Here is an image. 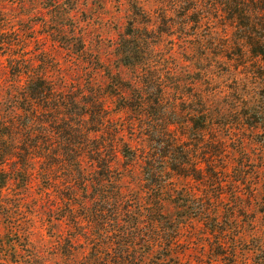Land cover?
<instances>
[{"label": "trees", "instance_id": "trees-1", "mask_svg": "<svg viewBox=\"0 0 264 264\" xmlns=\"http://www.w3.org/2000/svg\"><path fill=\"white\" fill-rule=\"evenodd\" d=\"M216 5L223 14L218 20L223 29H233V42L222 46L229 55L222 53V59L232 61L233 70L240 69L252 83L259 81L258 99L252 106L241 99L239 92H244L246 86L240 85L238 92L236 80L229 87V97L240 102L239 111L221 115L216 107L213 118L212 113L205 111L201 99L190 103L195 108L180 109L179 105L185 104L181 97L178 112L165 111L164 90L151 75L144 78L143 97L136 91L127 92L131 85L118 77L105 89L73 86L75 90L58 93H53L47 80L36 77L27 85V99L19 105L27 115L18 116L15 121L9 118L7 122L0 116V191L12 180L22 184V190H28L29 169L45 172L48 179L41 176V180L48 184L43 194L49 196L50 210L60 205L56 219L75 230L68 231L59 245L62 256L70 257L83 247L72 243L76 235H81L91 245L86 259L93 264H144V253L150 250L146 238L155 241L159 237L163 245L149 264H156L162 258H166V264H180L184 250L179 247L188 236L194 235V227L199 223L204 231L201 235L212 237L213 255L224 257L222 264H234L227 255L233 250L222 247L219 240L225 228L234 225L231 218L245 216L248 213L245 209L256 199L252 185L246 180L253 165L241 145L244 139L264 145V67L261 66L264 65V3L214 0L213 6ZM213 14L216 18V13ZM3 25H0V42H11L3 36ZM126 47L119 54L120 60L125 67H134L142 61L143 54L134 40H129ZM9 67L12 75L19 71L11 63ZM229 97L220 103L229 104ZM106 101L114 103L111 110ZM229 108H235V104H229ZM122 112L128 113L123 122L119 119ZM141 112L147 127L136 133V140L144 141L145 147L133 150L123 142L120 133L123 130L131 138L130 121ZM186 112L193 115L185 116ZM31 120L33 124L29 128ZM173 122L180 125L178 130ZM228 124L237 129L244 127L247 132L227 144L224 137L228 134ZM253 132L257 135L253 136ZM230 150L237 155L231 157ZM117 153L124 169L133 161L143 160L140 165L143 190L126 191L121 187L122 173L112 166L118 162ZM6 159L12 177L3 170ZM165 160L168 169L163 173ZM258 179L254 177L253 182ZM236 192L244 194L243 207L239 206L241 197ZM259 197L264 204V194ZM214 202L223 207H217L218 216H208L207 209ZM168 203L176 208L175 218L164 213ZM0 210H4L3 201ZM251 219L254 217L245 222ZM78 225L88 228L89 234ZM253 241L255 246L259 242ZM105 245H110L112 251L102 247ZM98 250L102 258L97 256ZM171 259L175 261L168 263ZM262 262L264 255L256 264Z\"/></svg>", "mask_w": 264, "mask_h": 264}, {"label": "clouds", "instance_id": "clouds-1", "mask_svg": "<svg viewBox=\"0 0 264 264\" xmlns=\"http://www.w3.org/2000/svg\"><path fill=\"white\" fill-rule=\"evenodd\" d=\"M193 2L194 7L188 8L183 15H180L183 0H79L74 8L66 4L65 0H52V3L47 6L44 0H40V3L36 5L11 4L6 9L8 18L2 32L3 34L15 33V39L11 42H0V116H3L7 122L9 118L15 121L16 117L27 115L19 105L23 99H27L25 91L27 85L36 77L47 80L52 85L53 93H58L75 90L73 86L81 89H86L89 85L102 87L109 82L106 72L110 76L119 74L131 85L127 92L136 91L142 97L146 95L144 78L151 75V79L164 90L162 103L166 104L165 111L178 112L181 97L184 103L195 102L194 95L185 94L186 87H191L192 92L199 95L205 111L212 113L213 118H215L213 109L216 107H219L221 115L239 111L240 102L230 99V89L225 86L233 79L238 82V92L240 85L246 86L245 91L239 92V95L242 100L248 101L249 106H252L258 99L256 90L260 86L259 81L252 83L250 77L245 78L239 70H232V61L223 60L222 54L214 56L212 52V49L221 47L220 41L226 40L230 43L233 29L222 30L219 26L218 20L223 14L218 5L214 7L209 0H193ZM81 12L88 14V19L83 24L80 23ZM196 12L200 13L199 25L193 30V24L189 18ZM213 13H216V18H213ZM32 17H41V19L39 22L31 23L28 29L21 31L17 21L27 23ZM69 19L75 23V32L71 34L67 30ZM162 19L166 21L167 32L160 31ZM130 21L138 30L139 34L135 39L143 52V59L134 67H125L119 64L120 57L116 53L121 47L122 40L132 39L125 31ZM61 37L65 39L61 40ZM73 37L83 41V46L78 52L74 51L72 44L67 42ZM208 41H211V47L208 46ZM197 49H200L203 55H199ZM244 51L247 53L246 48ZM10 63L19 68L14 75L10 74ZM217 63L227 65L228 72L219 73ZM261 66L264 67V65ZM195 72H199L202 79L190 83L186 77H190ZM205 80L219 87L214 91H205ZM21 93H24V96ZM225 97H229V104L234 103L235 108H229V104L220 103ZM106 103L111 110L114 103L111 101ZM34 110L36 111L35 106ZM126 115H128L127 112L121 113L119 117L121 122ZM184 115L189 116L193 113L186 112ZM145 121L143 112L130 121L133 129L131 138L121 130L120 137L123 138V142L131 145L133 150L145 147L136 140V133L142 132L147 127ZM173 123L178 130L180 125ZM32 124L33 120L29 122L28 127L30 128ZM182 126L184 127V124ZM226 129L228 134L224 139L227 144L236 141L240 133L247 132L246 128L237 129L231 124L226 125ZM212 130L215 131V128L213 127ZM252 135H257V132H253ZM241 146L253 165L252 172L246 180L252 185V191L258 200L259 196L264 194V188H262L264 186V145L244 139ZM230 153L231 157L237 155L235 151L230 150ZM120 159L117 153V161ZM8 162L6 159L3 165L5 172L8 171ZM163 163V173H166L167 161ZM141 164L143 160H136L127 169H121L119 183L127 184L132 179L131 188L135 190L139 183ZM112 166L119 168L117 162H114ZM29 174L31 180L27 184L28 191L23 197L13 195L12 181H9L0 191V197L3 200L19 201L17 208H13L12 203H3V207L9 209V218L14 223L0 227V237L6 232L9 236L15 235L19 239L12 240L10 244L0 243V264H36L37 261L39 264H93L92 260L86 259L91 245L81 235H76L72 239L74 245H83L79 251L73 252L70 257L60 254L58 248L67 232L75 230L59 227V229L53 228L51 235L48 234V229L58 224L57 219L53 215L49 222L43 219V213L37 211L41 206L47 205L43 197L45 186L41 183V176H46L47 179L48 176L36 168H30ZM85 175L87 176L88 173ZM256 176L259 177L258 182H253ZM33 187L35 192L32 191ZM236 195L241 197L239 206L243 207L244 194L236 192ZM33 200L36 203L30 214L25 210L24 205ZM217 207L222 208L223 204L219 202L211 204L206 214L218 216ZM245 210L250 213L255 212L256 201L254 200L252 206ZM50 211L54 214L59 212L60 205ZM261 215L257 212L254 219L245 223L241 222V218L234 216L230 220V223L235 221L234 225L226 227L220 234L222 239L219 243L222 247L233 250L227 255L232 258L234 264H253L254 258L264 255V222L261 220ZM78 226L84 228L85 234H89L88 228ZM91 238L95 239V237ZM211 239L210 235L207 240L211 242ZM253 240L259 241L255 247L251 243ZM146 243L150 245V250L144 253L143 260L144 264H149L160 250L163 241L159 237L155 241L146 238ZM205 245L208 247L207 243H201V247ZM102 247L108 252L112 251L110 245ZM13 255L15 260L12 259ZM97 256L102 258L100 250L97 251ZM224 259L221 256H214L210 260L211 264H222ZM156 264H166V258L158 260Z\"/></svg>", "mask_w": 264, "mask_h": 264}, {"label": "rangeland", "instance_id": "rangeland-1", "mask_svg": "<svg viewBox=\"0 0 264 264\" xmlns=\"http://www.w3.org/2000/svg\"><path fill=\"white\" fill-rule=\"evenodd\" d=\"M44 2H45V5L47 6V5H50L52 3V0H44ZM78 2H79V0H65V3L69 4L73 8H74L75 4L78 3ZM260 2L264 3V0H260ZM38 3H40V0H0V25L4 24L3 26H5L7 18H8V12L6 11V9L11 4H16V5H22V4L36 5ZM209 3H213L214 4V0H209ZM192 7H194L193 0H183V8H182V10L180 12V15H183L184 11H186L188 8H192ZM21 12H22V10H21ZM199 17H200V13L196 12V13H193V15L189 18L190 21L193 24V30L195 29V27H197L199 25ZM213 18H214V16H213ZM39 19H41V17H32L31 21H29L27 23H25L23 21H17V24L19 25L20 30L24 31V30L28 29V27H29V25L31 23L39 22ZM86 19H88V14L86 12H81L80 13V23L83 24V22ZM218 24L221 27V29L224 30L223 27L221 26V24L219 23V21H218ZM67 30H68L69 34L75 32V23L71 19H69V21H68V29ZM125 31H126V34H128L129 36L132 37V39H129V40H134V43H136L138 45V43H137L135 38L138 36L139 33H138V30L133 27V22L132 21H130L126 25ZM160 31L161 32H167L168 31V29L166 27V21H163V19H162V24L160 26ZM3 36H5V38H7V39H11V40L15 39V33L3 34ZM64 39H65L64 37H61V40H64ZM79 40H81V44H80ZM129 40H122L121 47L117 50V53H116L118 56H119V54H121L127 48L126 44H127V42H129ZM67 42L72 44L73 50L76 51V52H78L83 46L82 39H78L76 37H73L72 40L67 41ZM232 42H233V32H232L230 43H229V41H226V40L220 41L221 47L219 49H212L213 55L214 56L215 55H220L222 53H226V55H229L228 54L229 51L227 52V50L223 49L222 46L226 45L228 43L231 44ZM97 43H99L98 38H97ZM208 46L211 47V41H208ZM137 49H138V51L140 53L143 54V52L140 49L139 45H138ZM197 52H198L199 55H203V52L200 49H197ZM223 60H227V59H223ZM119 64L123 65V63L121 62L120 59H119ZM216 67H217V70H218L219 73L228 72L227 65H225V64L217 63ZM232 70H233V67H232ZM233 71H235V69ZM239 71H240V74H241L242 72H241L240 69H239ZM105 75L109 76V82L107 84H105L104 86H102V87L99 86V87H101L103 89H105L106 86L109 85L114 80V78H116V77H118L119 79H121L123 81H126L119 74H117L115 76H110L106 72ZM218 78L219 77L217 76V79ZM186 79H188L190 81V83H194L196 81L201 80L202 77H201L199 72H195V73H192L190 77H186ZM234 81H235V79H233L230 84H226L225 86L227 88L232 87L234 85ZM204 84H205V91H214L215 88L219 87V85H211L210 82L207 81V80L204 81ZM175 86L178 87V85H175ZM184 92H185V94L194 95L195 96V102L200 99L198 94H194L192 92V88L191 87H186L184 89ZM195 102L193 104H195ZM189 105H190V103L180 104L179 108L180 109H185V108L187 109V106L190 107V108H195V106H193V105L189 106ZM214 140H215V135H214ZM140 143L142 145L145 144L144 141H141ZM117 163L119 164V169L120 170L124 169L123 168V163L124 162H123L122 159H120ZM7 166H8L7 173H9L10 177H12L11 169L9 168V165H7ZM129 176H131V173H129ZM141 179L142 178H141V172H140L139 183L136 185V188H135L134 191H137L139 189L143 190L144 187H143V183H142ZM41 183L45 187L48 186V184L44 183L42 180H41ZM132 183H133V180L130 179L127 184H121V187L124 190H126V191L128 189L132 190V188H131ZM12 184H13L12 191H13V195L14 196L23 197L27 193L28 190L24 191V190L21 189V185L22 184H18L16 181H13V180H12ZM184 184L187 187H191V188L192 187H196V185H193V183H184ZM262 188H263V186H262ZM32 191L35 192V188L34 187H33ZM43 197L46 200L47 205L41 206L40 210L37 209V211H40L41 213H43V215H44L43 219L48 220L50 222L52 216L56 215V213L54 214V213H52L50 211V205L51 204L48 202L49 196L43 194ZM262 199H263L262 197L261 198L259 197L258 200L255 199V201H256V211L255 212H251V213L248 212L245 216H241L240 218H241V222L242 223H244L247 220V218H250V217H254L255 218L257 212L262 214L261 215V220H262V222L264 221V204L262 203V201H263ZM2 201H3V203H12L13 208H17L18 204H19V201H16V200H3V198H2ZM35 203H36V201L33 200L29 204H25L24 205L25 210L31 214L32 207L35 205ZM252 204H253V201H251V203L249 204L250 207L252 206ZM46 208H49V210H45ZM8 213H9V209L4 208V210H0V227H6L8 224L14 223V221H12L9 218ZM164 213L170 218H175V216H176V208H175V206L170 204V203L166 204V206L164 207ZM13 214L15 215V213H13ZM37 223H38V221H37ZM57 223L58 224L52 225L48 229V234L49 235H51V232H52L53 228H56V229H59V227L68 228L66 224H64V223H62V222H60L58 220H57ZM194 229L196 231L194 233V235H192L191 237L188 236L186 238V241L184 242L183 246L179 247L181 250H184V255L182 257V260L179 261V262H180V264H209L211 257H214V255L212 253L213 248L211 246V242H209L207 240V238H205L204 236L201 235L204 232L202 225H200L198 223L194 227ZM187 230L190 231L189 229H187ZM14 239L18 240L19 238L16 237L15 235L9 236L5 232L3 234V236L0 237V243L6 242V243L10 244L12 242V240H14ZM201 243H207L208 247H207V245H205L204 247H201ZM251 243H252V245L254 247L255 246L254 241H252ZM245 247H247V245ZM58 251H59V248H58ZM215 251H217V250H215ZM206 256H207V258H206ZM12 259L15 260V256L14 255L12 256ZM258 259H259V257L254 258L253 264H256L258 262ZM173 261H175V260L171 259L168 263H172ZM222 263H223V261H222ZM36 264H39V261H37Z\"/></svg>", "mask_w": 264, "mask_h": 264}]
</instances>
